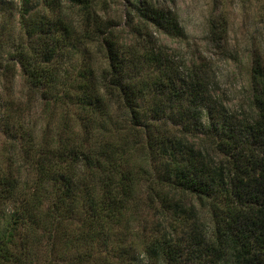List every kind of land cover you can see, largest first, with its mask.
Instances as JSON below:
<instances>
[{
    "label": "trees",
    "instance_id": "obj_1",
    "mask_svg": "<svg viewBox=\"0 0 264 264\" xmlns=\"http://www.w3.org/2000/svg\"><path fill=\"white\" fill-rule=\"evenodd\" d=\"M19 8L18 37L0 40L11 45L0 64V264H134L139 253L177 264L157 230L142 247V229L129 237L143 189L160 209L181 208L182 196L208 206L212 260L230 245L234 264H264V59L252 57L242 117L211 94L204 70L157 46L154 32H181L165 4L133 0L128 39L90 0ZM36 104L46 121L31 127Z\"/></svg>",
    "mask_w": 264,
    "mask_h": 264
},
{
    "label": "rangeland",
    "instance_id": "obj_2",
    "mask_svg": "<svg viewBox=\"0 0 264 264\" xmlns=\"http://www.w3.org/2000/svg\"><path fill=\"white\" fill-rule=\"evenodd\" d=\"M33 1V0H32ZM97 14L115 25L119 35L128 39V27L125 22L133 0H90ZM165 4L176 13L181 28L179 35L169 37L154 32L157 46L171 54L179 64L191 67L193 64L201 69L210 86L211 94L219 100L227 111L242 117L252 114L250 100V66L253 56L264 59V0H152ZM33 3V2H31ZM68 5V0H63ZM34 8V6H32ZM71 10L76 7L69 5ZM19 0H0V40L6 37H18ZM216 29V40L210 39V29ZM4 27V30L2 29ZM9 41L0 46V64L11 50ZM97 57V56H96ZM73 58V57H72ZM95 65L100 68L103 60L97 58ZM7 84L0 75V95H4L3 86ZM8 86V85H7ZM23 76L16 69L13 79V93L19 96L24 92ZM22 96V95H21ZM24 96H22L23 98ZM0 98V106L1 101ZM32 127H38L46 117L41 114L36 104L25 118ZM3 135L0 130V167ZM209 142V141H208ZM207 142V146H208ZM210 152V151H209ZM138 153H135L138 158ZM211 153V152H210ZM141 161V159H140ZM144 166L151 161H141ZM150 177V176H149ZM137 201L136 213L130 218L132 237L138 230H143L147 239L136 237L135 242L142 247L150 239L151 231L157 230L163 238L178 250L177 264H234L235 255L231 246L225 245L220 258L204 254L207 243L214 240V224L211 211L192 196H182V206L176 210L160 209L159 202L150 205L148 194L143 189ZM144 198L145 200L141 199ZM149 201V203H147ZM200 240L202 256L196 240ZM141 252V251H140ZM143 252V251H142ZM211 259V260H210ZM216 260V261H215ZM134 264H165L160 258L147 253H139Z\"/></svg>",
    "mask_w": 264,
    "mask_h": 264
}]
</instances>
